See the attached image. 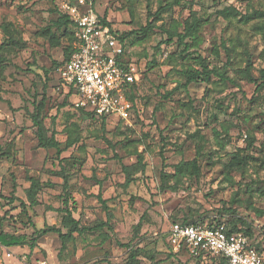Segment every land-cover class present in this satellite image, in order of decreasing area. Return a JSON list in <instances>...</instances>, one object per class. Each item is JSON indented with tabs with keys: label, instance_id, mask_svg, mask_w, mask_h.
<instances>
[{
	"label": "rangeland",
	"instance_id": "1",
	"mask_svg": "<svg viewBox=\"0 0 264 264\" xmlns=\"http://www.w3.org/2000/svg\"><path fill=\"white\" fill-rule=\"evenodd\" d=\"M59 1L0 0V149L13 155L0 159V231L36 240L32 249L0 245V264H198L168 251L165 234L182 218L234 226L264 246V0H150L149 8L145 0H98L95 11L107 10L117 34L145 26L148 10L160 18L149 19L148 35L122 41L142 78L129 119L103 127L71 105L52 63L70 35L53 24ZM185 20L197 21L195 39L184 40L188 57L165 31L182 32ZM198 54L209 80L184 86L186 68L201 70ZM44 86L45 126L62 143L78 137L59 156L37 147L29 120ZM195 157L197 176L174 175L176 163ZM62 174L80 226L107 221L63 247L56 233H39L51 225L65 232ZM31 176L41 187L29 207Z\"/></svg>",
	"mask_w": 264,
	"mask_h": 264
},
{
	"label": "built area",
	"instance_id": "2",
	"mask_svg": "<svg viewBox=\"0 0 264 264\" xmlns=\"http://www.w3.org/2000/svg\"><path fill=\"white\" fill-rule=\"evenodd\" d=\"M98 0H60L59 8L74 23V41L68 59L58 68V80L75 108L94 115L127 121L132 109L131 85L139 82L140 69L125 58L123 44L103 24L95 11ZM166 244L169 252L191 256L221 255L224 264H264V246L257 250L241 232H229L224 224L170 223Z\"/></svg>",
	"mask_w": 264,
	"mask_h": 264
},
{
	"label": "trees",
	"instance_id": "3",
	"mask_svg": "<svg viewBox=\"0 0 264 264\" xmlns=\"http://www.w3.org/2000/svg\"><path fill=\"white\" fill-rule=\"evenodd\" d=\"M146 2V6L147 8H149L150 6V0H145ZM58 13V17L56 18V20L53 22V24L56 27H63L64 30L69 32V41L67 46H65L62 50V55L63 58L61 60V62H52L53 64H55V68H58L68 59V56L72 50V43L74 41V23L73 21L70 19V17L62 12L59 8V5L57 3V8L55 9ZM259 14V12H258ZM98 18L100 19V21L103 24H106L109 26L111 32L116 36V38L123 44V40L126 38L131 37L133 34H142V35H148L154 27V24H152V21H149L150 18H155V20H160V18L158 16H153L155 15V13H151L150 10L147 11L146 14V18H147V24L145 26H141L138 29H132L129 30L127 32H122L121 34H117L116 31H114L111 28V24L109 22V20L106 18L107 17V10L105 9L103 11L102 14L97 13ZM251 16H246L245 19H249ZM196 26H197V21H189V20H185L183 23V30L182 32H177V30L173 29V28H168L166 29V34H167V40L171 41L172 39L176 38V42L183 45L182 51H185V57H188V55H192L190 53H188V47L189 45L187 44V42H185V38L187 37H192L193 39H195V35H194V31L196 30ZM0 27L2 29V31H5L6 28L5 26H2V24H0ZM162 27V25L160 26ZM12 40H9V42H11ZM16 42V40H14ZM188 53V54H187ZM196 60L195 62L197 63V65H199L201 67V70H197L194 69L193 67H188L186 68L183 73H184V77H185V82H184V86H187L188 84L197 81L199 78L203 81H208L210 74L212 73V70L208 69V61L201 57L199 54L195 56ZM129 62H133L136 64V62H134L133 60L130 59H126ZM251 68V63L247 62L246 66H245V71H247L249 73ZM47 71L44 70V75H46ZM142 78V77H141ZM141 78L139 80V82L134 83L131 85V90L128 93V97L132 102V107H133V98L134 95L136 93L137 87L141 81ZM261 78L263 79L264 82V72H261ZM43 92H42V97L38 102H35V100L32 103L33 106V111L30 112L29 114V120L31 122V125L34 127V134H35V138H36V145L38 148L41 149H55V152L57 154V156H59L63 151H66L72 147L75 146V144L78 141V137L74 136L72 138H69V136H67L66 140L62 143L60 142L57 137H56V130L54 128H52L51 130H49L48 127L45 126L44 124V119H43V115H42V111L45 107V102H46V94H45V86L43 88ZM64 95L66 98L70 99V91H66L62 88ZM70 101V100H69ZM71 105L72 102H71ZM64 106V102L60 105V107ZM80 111L84 112L85 115L87 116H91L94 117L97 120L101 121V125L102 127L104 126V122L107 121L108 119L105 117H100V116H96L94 115L91 111L82 109V108H77ZM54 118V117H53ZM13 155L11 154L10 151L8 150H1L0 149V159L2 157H12ZM160 157L162 160V166H165V157L163 156L162 153H160ZM174 175H181V174H187L188 176H197L198 172H199V166H198V160L197 158H193L192 160L189 161H183L181 160L180 162L176 163L174 165ZM63 177V191H64V195H66L65 198V203L66 206L62 207L61 209V218H60V225L61 227H63L65 229V232H62L61 229L59 227H55V226H48L42 230H40L39 233H45V232H53L56 233L59 238L61 239L62 242V247L64 245V243L69 240V239H73L74 233L77 234H81L84 231L87 230H96V229H102L103 227H106L107 225V221H100L98 222V224H96L95 226H80V221L79 218H75L73 216V210L71 208H69L68 205V200L71 198L70 192L68 190V182H67V176L65 174H62ZM30 184L29 186L26 188V197L28 200V206L32 207L34 205L37 204V200H36V196H37V192L38 190H40L41 184L39 183V180L33 176L30 177ZM9 201L10 202H14L15 200H17L18 198L14 195L9 197ZM98 200L100 201L102 207L104 208V210L106 212H108L107 206H106V200L105 199H101V197L98 194ZM21 207V211H23L25 213L26 208H25V204L23 202L20 203ZM173 222H179L182 224H201L204 226H214V225H218L221 224L220 222H200L198 220H187L185 218H182V220H175ZM225 225V224H224ZM227 228V230L229 232H236L238 231L237 229H234V226H232L231 228H228L227 226H225ZM167 237V233L165 234ZM36 240L33 239L31 241L26 242L25 240V236L24 234H13V233H8V232H3L0 231V245L5 246V247H16V246H23V245H27L30 249H32L33 247H35L36 245ZM253 245L255 246V248L257 250H262L263 246H259L258 244H255L253 242ZM170 254L172 255H186L188 258H190L193 262L198 263V264H224L225 262V258L221 255H216V256H210V258L208 260L204 259L202 256H191L186 254L185 252L181 251V252H177V253H173L170 252Z\"/></svg>",
	"mask_w": 264,
	"mask_h": 264
}]
</instances>
